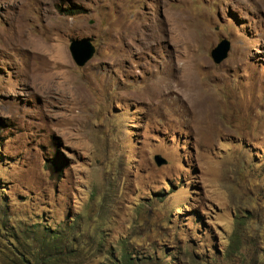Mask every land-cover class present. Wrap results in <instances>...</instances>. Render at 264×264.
Here are the masks:
<instances>
[{
    "label": "rangeland",
    "instance_id": "374dc122",
    "mask_svg": "<svg viewBox=\"0 0 264 264\" xmlns=\"http://www.w3.org/2000/svg\"><path fill=\"white\" fill-rule=\"evenodd\" d=\"M36 221L64 264H264V0H0V223Z\"/></svg>",
    "mask_w": 264,
    "mask_h": 264
},
{
    "label": "trees",
    "instance_id": "16d2710c",
    "mask_svg": "<svg viewBox=\"0 0 264 264\" xmlns=\"http://www.w3.org/2000/svg\"><path fill=\"white\" fill-rule=\"evenodd\" d=\"M71 221H74V217ZM30 225L31 228L27 225V223L18 222L17 225L7 228L5 224L0 223V228L5 230L6 236L12 240L15 245H37L35 246V250L30 248L27 252L20 251V263L64 264L66 261L65 253L71 252L72 248L77 246L74 237L69 238L64 235L63 228H39L41 225L39 221ZM122 259L126 262V264H133L130 261L131 255H128L127 252L124 254Z\"/></svg>",
    "mask_w": 264,
    "mask_h": 264
},
{
    "label": "water",
    "instance_id": "95a60500",
    "mask_svg": "<svg viewBox=\"0 0 264 264\" xmlns=\"http://www.w3.org/2000/svg\"><path fill=\"white\" fill-rule=\"evenodd\" d=\"M230 42L227 39H222L210 51V56L214 63L222 62L228 55ZM70 55L77 66H83L94 55L95 47L87 38L73 39L69 44ZM156 165H162L166 162L160 155L154 156Z\"/></svg>",
    "mask_w": 264,
    "mask_h": 264
}]
</instances>
